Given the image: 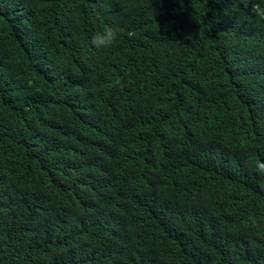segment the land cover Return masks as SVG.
<instances>
[{
  "label": "trees",
  "instance_id": "trees-1",
  "mask_svg": "<svg viewBox=\"0 0 264 264\" xmlns=\"http://www.w3.org/2000/svg\"><path fill=\"white\" fill-rule=\"evenodd\" d=\"M250 5L0 0V264H264ZM109 25L118 43L97 50ZM144 180L159 204L146 219L106 189Z\"/></svg>",
  "mask_w": 264,
  "mask_h": 264
},
{
  "label": "clouds",
  "instance_id": "clouds-1",
  "mask_svg": "<svg viewBox=\"0 0 264 264\" xmlns=\"http://www.w3.org/2000/svg\"><path fill=\"white\" fill-rule=\"evenodd\" d=\"M248 19L254 20L257 27L264 26V0H251V5L249 9ZM123 32V29L115 26H105L102 30H98L91 38V45L94 46L97 50L99 49H111L117 43L120 34ZM254 171L257 175L264 177V162L256 160L254 164ZM146 186H148V191L141 193L134 189L132 194L125 198L124 194H121V191L107 187L109 189V195L114 197L115 202L120 205V209L123 212L129 211V209L137 208L142 217L145 219L157 212L159 209V204L156 202L155 194V183L150 180H144ZM101 189L97 193H101ZM107 193V194H108ZM106 194V195H107ZM260 218L255 214H250L243 221V228L245 230H256L259 228Z\"/></svg>",
  "mask_w": 264,
  "mask_h": 264
}]
</instances>
